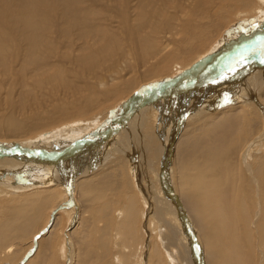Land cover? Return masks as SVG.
<instances>
[{"label": "bare ground", "instance_id": "6f19581e", "mask_svg": "<svg viewBox=\"0 0 264 264\" xmlns=\"http://www.w3.org/2000/svg\"><path fill=\"white\" fill-rule=\"evenodd\" d=\"M0 141V264H264V0H0Z\"/></svg>", "mask_w": 264, "mask_h": 264}, {"label": "rangeland", "instance_id": "374dc122", "mask_svg": "<svg viewBox=\"0 0 264 264\" xmlns=\"http://www.w3.org/2000/svg\"><path fill=\"white\" fill-rule=\"evenodd\" d=\"M237 23V22H236ZM236 23H234L233 25H232V28L235 26V25H237ZM253 27H259V25H258V23H257V20H256V18H253V21H250L249 22ZM115 27V26H114ZM231 28V29H232ZM233 35V34H232ZM234 36V35H233ZM225 39H226V37H225ZM216 56L217 55H214V56H212V60H214L215 58H216ZM100 65V64H99ZM213 66H216V64L215 65H213ZM210 67V68H209ZM209 67H208V69H206V70H204L203 72H202V70H201V73H199V76H203L204 75V72H206L207 70H210L211 69V67H212V64H210L209 63ZM202 68V67H201ZM134 76L135 77H140V76H138V73H134ZM184 78H188V75H185L184 76ZM189 78H191V77H189ZM171 79H173L172 77L171 78H166V80L167 81H170ZM192 79H195V77H193ZM204 78H202V80H203ZM198 82H200V80L198 81ZM197 82V83H198ZM188 84V83H187ZM182 85V84H181ZM145 86H147V85H145ZM187 86H189V85H187ZM184 88H187V87H183V88H181V87H178V89H180V90H184ZM165 89V88H164ZM161 90H163V89H161ZM25 91L26 90H22V93L23 94H25ZM159 91V90H158ZM155 93V92H154ZM153 93V94H154ZM192 93H194V91H192ZM15 96H16V93H15ZM126 96H128V95H126ZM151 96H152V93H151ZM123 97H125V95L123 96ZM123 97H121V98H123ZM186 97H190L189 98V102H191V101H193V103L195 102V99L197 98L195 95H192V96H190V95H188V96H186ZM149 98L148 97H146V99H141V100H139V101H137V103H140V102H144V101H146V100H148ZM174 101V99L172 100V102ZM205 101H207V100H205ZM178 103H179V101L178 100H176V102H175V105H173V103H171V108H170V114H169V119H168V122L167 123H165V127H164V135H163V138L165 139V141L167 142V144L169 143V141H171V143H172V146H173V144H174V141H172L170 138H171V135L174 133V131H175V122H176V119H177V105H178ZM213 103V102H212ZM215 103H218V102H215ZM110 104H115V102H113V101H111L110 103H108V106L110 105ZM124 104H126V102L125 103H122V105H124ZM136 104V103H135ZM105 105V104H104ZM121 105V106H122ZM108 106H105V107H108ZM146 104H139V105H137L136 107V110H138V111H141V110H144L146 107ZM119 107H120V105H119ZM143 107H145L144 109H142ZM214 106H210V108H213ZM120 109V108H119ZM118 110V109H117ZM129 111V110H128ZM127 111V112H128ZM155 113V111L154 112H152L151 114H154ZM150 119V120H149ZM149 120V121H148ZM152 120V121H151ZM148 121V122H147ZM150 122V123H149ZM153 119L152 118H148V119H146V123H144V121H143V123H142V121L141 120H138V127H139V131L140 132H144L143 134H140V135H138V138H137V142H138V150H137V153L138 154H140V162L141 163H143L144 164V161L146 162L147 160H146V150L145 149H147L148 147H149V145H150V143L149 142H147L148 140H149V138H148V136L146 135V133H151V131H150V129H154L153 130V133H157L156 135H158V132H156V130H157V128H156V126H157V124L155 125V122H153ZM142 123V124H141ZM147 123H148V125H147ZM152 125L150 128H149V126L150 125ZM144 125H145V127H144ZM148 127H147V126ZM147 127V128H146ZM152 127H154V128H152ZM144 128H146V129H144ZM145 130H147V131H145ZM158 130H159V128H158ZM155 131V132H154ZM146 136V137H145ZM144 137V138H143ZM159 137V136H158ZM147 140V141H146ZM159 142H162L161 140H159V139H157ZM157 141V142H158ZM1 142V141H0ZM3 143H5L7 146H15L16 147V143H14V142H11V143H9V142H7V141H2ZM140 142V143H139ZM157 145V147H158V144H156ZM33 151H35V152H38V153H44V152H42L39 148H34V150ZM142 152V153H141ZM132 154H135V153H132V151H130V155H132ZM40 155V154H39ZM137 158H139V156L137 157ZM91 161V160H90ZM141 172V180H144V178H143V176H144V172H142V171H140ZM31 174V175H30ZM33 174L31 173V172H24V173H20V175L16 178V180H25V178L27 179L28 177H31ZM144 185L145 184H149V185H147V186H150V182L149 183H146L147 182V180L145 181L144 180ZM150 190H151V192H152V189L154 188L153 186H150V187H148ZM156 188H154L153 189V192L156 194V190H155ZM132 191V190H131ZM130 191V192H131ZM152 195H153V193H152ZM71 199L69 200L68 199V202L66 203V202H64V203H62L61 204V210L62 211H68L69 209H72L70 206L71 205H73V202L76 200V197H75V199L73 200V198L72 197H70ZM156 199L158 198V197H155ZM156 199L154 200V198H153V200H154V202H156ZM136 200L139 202V199L138 198H136ZM77 201V200H76ZM75 201V202H76ZM128 200L127 199H125L123 196L122 197H120L119 199H118V202L116 203L117 205H123V207H124V205H125V203L127 202ZM66 203V204H65ZM77 204H78V206H79V203L77 202ZM89 204H90V202H89ZM158 204V203H157ZM84 206L86 207V203L84 202ZM156 206H158V205H156ZM154 207L153 208V211H152V213H153V215L154 214H156L157 215V213H159V212H157V208L159 207ZM86 209V208H85ZM56 212H58V210L56 211ZM60 212V211H59ZM120 212H122V208H120ZM156 212V213H155ZM51 214V210L50 211H46V213H45V217H47V216H49ZM52 215V214H51ZM152 215V216H153ZM82 216L83 217H86V215L83 213L82 214ZM87 217L88 218H90L91 217V214L90 213H87ZM67 219L68 218H64L63 219V221H62V227L63 228H65V226H66V223H67ZM155 219V220H154ZM154 221H152V223H151V228L153 229V231H155V230H160L161 229V223H160V221H159V219L158 218H156V216L154 217ZM157 222V223H156ZM72 224H69V226H68V228H67V230L68 231H71L75 226H76V222L75 223H73V222H71ZM157 224V225H156ZM159 224V225H158ZM71 225V226H70ZM75 225V226H74ZM156 225V226H155ZM44 226V225H43ZM154 226H155V228H154ZM166 226V224L165 225H163V227H165ZM157 227V228H156ZM166 228V227H165ZM61 236L59 235V238H60ZM39 241V240H38ZM38 243V242H37ZM19 249V248H18ZM68 251H70V252H74L75 251V248L73 247V249L71 248H68ZM97 251L99 252V253H97V252H92L89 256H90V258H89V260H95L94 258H96V257H98L100 254H101V251L99 250V249H97ZM31 252V251H30ZM28 252L30 255H33L34 254V252H35V250L33 251V252ZM97 253V254H96ZM28 255V254H27ZM27 256H26V258H25V260L24 261H26L27 260ZM107 259L108 260H110V261H113V255H110V256H108L107 257ZM23 261V262H24ZM60 263L61 264H63V262L62 261H60ZM90 264H95L94 262H91Z\"/></svg>", "mask_w": 264, "mask_h": 264}]
</instances>
